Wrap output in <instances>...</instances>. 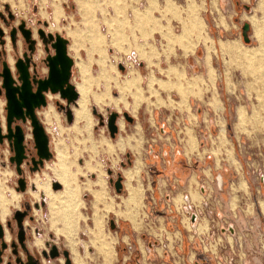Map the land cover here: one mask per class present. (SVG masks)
Segmentation results:
<instances>
[{
    "label": "rangeland",
    "instance_id": "rangeland-1",
    "mask_svg": "<svg viewBox=\"0 0 264 264\" xmlns=\"http://www.w3.org/2000/svg\"><path fill=\"white\" fill-rule=\"evenodd\" d=\"M244 23L250 25L249 42L242 37ZM21 24L37 41L38 29L67 38L68 46L75 41L74 50L68 48L74 61L70 83L79 85L78 105L84 100L88 109L86 118L77 109L72 126L73 119L69 122L56 104L63 98L48 92L49 105L38 112L45 123L37 116L52 155L37 169H29L30 157L36 156L29 123L23 125L29 163L23 162L21 173L9 159L13 151L7 140L0 143V196L9 202L7 216L11 213L6 220L16 208L28 214L27 232L43 239L37 241L39 250L48 252L51 245L59 250L57 257L48 256L50 264H63V250L70 264L71 252L75 264H108L97 247L96 220L98 232L91 231L93 245L89 242L94 197L88 190L93 191L97 178L102 191L94 192L95 213L107 211L100 216L106 241L115 237L116 256L109 264H120L125 243L134 249L129 264L139 263L138 247L152 264L158 259L163 264H264V0H154L151 5L149 0H0V51L7 49L0 61L11 62L14 76L10 31L15 28L22 38ZM207 37L214 42L211 47L204 43ZM220 40L229 41L219 45ZM233 48L239 56L230 53ZM49 53H54L50 46ZM34 54L37 76L44 77L47 52L41 41ZM130 68L141 78L117 83L126 80ZM152 75L157 81L149 88ZM109 91L113 101L106 98ZM133 99L140 100L135 114L123 104ZM0 100L5 115L3 95ZM149 110L155 112V123L149 124ZM112 112L117 113L114 137L107 128ZM223 119L222 138L218 128ZM127 135L135 136L136 148L122 143L126 148L119 151L108 143L116 145ZM61 160L72 181V199L66 202L74 205L78 223L67 236L52 217V197L66 195L55 172ZM135 160L139 174L130 178ZM125 176L129 187L131 181L141 189L127 206ZM118 177L119 191L114 185ZM54 182L62 188H54ZM1 204L0 199V209Z\"/></svg>",
    "mask_w": 264,
    "mask_h": 264
},
{
    "label": "water",
    "instance_id": "water-1",
    "mask_svg": "<svg viewBox=\"0 0 264 264\" xmlns=\"http://www.w3.org/2000/svg\"><path fill=\"white\" fill-rule=\"evenodd\" d=\"M249 28L250 25L248 23H244L242 26V37L245 42H249V37L247 35ZM18 29L26 40H30L32 35L31 30L24 28L23 24L19 25ZM15 33L16 29L14 28L10 32V37L13 40ZM1 34L2 32L0 30V35ZM38 34L41 38H47L51 41L50 47L54 50L53 54L47 55L44 59V63L47 66V74L44 77L37 76L36 64L32 62V58L27 56L26 53H24L22 58L16 59L13 63L16 70L15 76L12 73V65L9 61L3 60L0 65V96L3 95L5 98V132L2 133L4 130L0 118V143L4 140L8 141L13 151V155L9 159L15 164L18 173H21V166L24 160L27 159L24 142V124H30L33 146L36 154V156L30 157V168L37 169L52 155L49 149L48 134L37 116L38 108L44 107L47 104L46 96L48 91L50 93H59L62 98L68 101H74L77 98V92L70 83L73 60L67 53V41L58 34H46L42 29L38 31ZM34 43V40H30V49H32ZM48 50L49 48L46 47V51ZM31 63H33L32 69L30 68ZM124 117L128 121L132 120L126 113H124ZM116 119V112L110 113L107 119V128L111 137H114L118 131ZM18 184L19 189L24 190V179H19ZM114 185L116 190L119 191L122 187L121 177H118ZM60 186L58 182L53 183L54 188H59ZM24 216L25 212L23 211L16 210L14 212V218L20 229L22 228ZM4 227L5 226L0 222V239L4 238ZM6 227L7 229L10 228L9 222L6 223ZM0 246L5 248L7 243L2 242ZM62 253L65 257V264H70L69 252L63 250ZM43 255L45 257L49 256L54 258L59 255V250L56 245H51L50 250L48 252L44 251Z\"/></svg>",
    "mask_w": 264,
    "mask_h": 264
},
{
    "label": "crops",
    "instance_id": "crops-1",
    "mask_svg": "<svg viewBox=\"0 0 264 264\" xmlns=\"http://www.w3.org/2000/svg\"><path fill=\"white\" fill-rule=\"evenodd\" d=\"M149 2H150V5L151 4H153V2H154V0H149ZM165 2H166V0H165ZM142 13V12H141ZM147 13V10H145V11H143V14H138L139 15V18L140 19H143V18H145V14ZM53 14H54V10H53ZM53 17V16H52ZM146 17H149V16H146ZM69 29L70 28H68L67 29V32H68V34H69ZM40 29H38L37 31H39ZM72 30V29H71ZM76 30V29H75ZM11 32V31H10ZM48 33H50V32H48ZM47 34V33H46ZM39 35V34H38ZM23 38V37H22ZM21 37H18V35H17V32L15 33V35H14V40L13 39H11V37H10V41H11V44H12V50L14 51V54H13V56H14V58H13V60L15 59H18V58H22L23 57V55H24V53H26V55L27 56H29V57H31L32 58V62H34V58H35V51L37 50V45L40 43V41H41V43L43 44V46H44V50L46 51V47H48L49 48V46H50V42L51 41H49L47 38H45V39H43V38H41L40 37V35H39V40L37 41V38L32 34L31 35V37H30V40H34L35 41V43L32 45V49H30V40H26L25 38H23L22 39ZM62 38H64L66 41H67V44H66V49H67V53H68V48H71L72 50H74L73 48H74V46H75V41H74V43H71L69 46H68V39L67 38H65V37H62ZM227 41H229V40H220V42H219V45L222 43V42H227ZM5 44H6V42H5V40L3 41ZM23 42H25L26 43V50H24L23 49ZM208 42H210V44H208ZM204 43H207L208 44V47H211V44L213 43L214 44V42H213V40H212V38H209V37H207L206 39H205V41H204ZM6 51H7V49H3L2 50V52L0 51V56L2 55V56H4V54H6ZM47 52V55H50V53H49V50L48 51H46ZM75 52V55H79V49H78V51L77 50H75L74 51ZM53 54V53H52ZM68 55H69V53H68ZM70 56V55H69ZM71 57V56H70ZM104 57V55L102 56V58ZM88 58H91V57H88ZM102 58L101 59H99L100 61L102 60ZM71 59L73 60V58L71 57ZM14 60V61H15ZM96 60V59H95ZM2 62V60L0 61V63ZM35 63V62H34ZM206 63L210 66V68H211V65H210V56H207V58H206ZM77 64H78V62H77ZM73 65H74V61H73V64H72V67H73ZM82 65V64H81ZM82 66H86V65H82ZM30 68L32 69L33 68V63H31L30 64ZM136 78V77H138L139 79L141 78V75H140V73H139V71L138 70H136L135 68H130L129 70H128V73L126 74V76L124 77V78H126V80H119V78H118V82L117 83H125V81H131L133 78ZM155 80L157 81V78H155L153 75L152 76H150V77H148V85H149V88H151L152 87V84H153V82H155ZM81 84V83H80ZM114 84H116V82H114ZM118 85V84H117ZM75 87V90H76V92H77V98H78V94H79V99H78V101L76 102V100H74V101H68L67 99H65V98H63V100H61V101H58V102H56V104L58 105V107L59 108H61L62 109V111H64V113H65V115H66V118H67V120L70 122V121H72V119H73V121H72V123H71V125L73 126L75 123H76V120H77V115H76V111H77V109H79V108H81V104L80 105H78V102H79V100H80V98H81V94H80V92L78 91V87H79V85L78 86H74ZM136 88V87H135ZM138 89V88H137ZM107 91V90H106ZM150 91H152L151 89H150ZM49 92V91H48ZM137 93H139V92H137ZM52 94H57V93H52ZM59 94V93H58ZM106 98H108L109 99V101H113V97L110 95V91H109V93L107 92L106 94ZM103 96V95H102ZM93 98H94V100H95V96H92ZM62 98V97H61ZM76 98V99H77ZM46 99H49V98H47V96H46ZM90 101V100H89ZM116 103L118 102V100H116L115 101ZM120 102H122V101H120ZM48 103L49 102H47V104H46V107H47V105H48ZM86 103V102H85ZM139 103H140V100L139 99H137V101H134V99H133V101H132V103L130 104V103H128V104H126V102H123V104H124V107L125 108H129V110L132 112V113H136L137 111H138V106H139ZM87 104V103H86ZM116 105V104H115ZM117 105H118V103H117ZM76 106V107H75ZM50 107V106H49ZM73 107H74V109H73ZM44 108L45 107H40V108H38V109H40V110H37V114L40 116V118H41V121H42V123H44V121H43V119H42V116L40 115V113H38V112H41L42 110H44ZM49 109V108H48ZM73 110H74V112H73ZM95 111V110H94ZM63 113V112H62ZM155 112L154 111H151V110H149V114H148V121H149V124H152V123H155L156 122V118H155V114H154ZM238 113L240 114V116H241V114H244V108L242 107V108H240L239 110H238ZM156 116H157V114H156ZM47 119H48V121H51L50 119H49V117H47ZM83 123V122H82ZM81 123V124H82ZM221 123H222V125H220L219 126V128H218V134H220L221 133V137L223 138L224 136H225V133H226V119H223V121H221ZM81 124H80V126H81ZM70 125V126H71ZM124 127V122H123V120H120L119 121V129H121V128H123ZM138 128H139V125H137L136 126V131L138 132ZM4 130V129H3ZM3 132H5V130L4 131H2V133ZM206 134V133H205ZM207 136H208V138H210V133L209 134H207ZM135 137V136H134ZM133 137V135H127V138L128 139H120L118 142H116V145H114L113 144V142L112 141H108V140H106V139H104L105 141H108V143H110L112 146H115V150L116 149H118L119 151H123L126 147H129V148H136L137 147V139L136 138H134ZM133 138V139H132ZM103 139H102V141H104ZM134 140V142H132ZM102 141H99L98 143H101ZM4 142V141H3ZM2 142V143H3ZM8 142V141H7ZM128 142V143H127ZM122 143H124L125 145H126V147L124 148V149H122L121 148V144ZM106 147L108 148V146L106 145ZM138 160H135V162H134V165H133V168H131V169H129V170H126L125 171V173L127 172V171H129V172H133L134 171V169L137 167V165H138ZM149 168H151V166H149ZM16 169V168H15ZM29 169H31L30 167H29ZM151 170V169H150ZM139 174V173H138ZM138 174L137 175H135V177L134 178H136L137 176H138ZM126 177V181H125V185H126V188H127V192H128V198L127 199H125V205L127 206V203H126V201L130 198V194H131V190H136L139 194H141V189L139 188V187H136V186H134V185H132V183H131V181H129V184H131L130 186L131 187H129L128 186V179H127V176H125ZM104 180V179H103ZM174 180H176L177 182H178V180H180V178L178 177V176H175V179ZM99 181V178H97V180L93 183V191H90V190H88L92 195H93V197H94V200H93V215H92V220H93V227H89V235H90V237H89V242H90V244L91 245H93L92 243H91V231L92 230H95V232H98L97 230H96V222H95V220L96 221H98L99 222V227L98 228H100L99 230V232L100 233H96V235H97V241H99L100 243H98L97 244V247H99V249L101 250V251H103L104 252V254L106 255V257H108V256H110L111 257V259L109 260V262L107 261V259H106V257L104 258L103 256V258H104V262L105 263H110L111 262V260L113 259V258H115V256H116V251H115V248H114V246H113V244H114V236H111V237H108L107 238V240H108V242L106 241V237H105V234H104V231H103V223H104V220H103V223H102V218H100V216L101 217H103V215H106L107 214V211H106V213L105 214H100V216H98L97 215V213H95V203H96V197H95V194H94V192H100V191H102V186H100L99 184H97V182ZM104 182H105V180H104ZM106 183V182H105ZM94 185H97V187H94ZM2 186V185H1ZM3 187V186H2ZM22 191V190H21ZM183 193H186V196H187V194H189V191L188 190H184L183 191ZM188 197V196H187ZM0 199H1V202H2V204H1V213H2V209L5 207V208H7V206H8V204H9V202L8 201H6V199L4 200V198H3V196H0ZM188 199V198H187ZM99 200V199H98ZM187 201H189V200H187ZM189 203H190V201H189ZM107 204H108V206H111V202H108L107 201ZM23 206H25V204L23 205ZM189 206H190V204H189ZM11 207H15V206H11ZM17 210H20V208L18 209V208H16ZM7 210V209H6ZM182 210H184V211H187L188 209H187V207H183L182 208ZM8 213V212H7ZM7 213H6V215H5V217L3 218V219H7L6 217H8L7 216ZM182 216V215H181ZM1 218V217H0ZM26 218H29V219H31V217L28 215V214H26V216H25V218H23V220H22V228L20 229L19 227H18V225H17V221H16V219L14 218V214H13V218L12 219H10V220H5L4 222L5 223H8L9 222V224H10V228H11V230H9V229H7V227H6V225H5V229H4V238L3 239H0V244L2 243V242H6L7 243V246L5 247V248H2L1 246H0V252H1V254H0V264H50V262H49V260H48V258L49 257H45L44 255H43V252L45 251V250H42V251H40L39 250V248H40V245H37V241L38 240H42L43 241V239H41V238H39V237H36L35 236V234L32 232H30V233H28L27 232V230H26V225H27V223H25V219ZM86 218V217H85ZM191 218L192 219H194L195 218V215L194 214H192L191 215ZM2 220V219H1ZM1 222V221H0ZM97 222V223H98ZM2 223V222H1ZM3 224V223H2ZM231 230H233V228L231 227L230 228ZM8 235V238L6 237ZM104 240V241H103ZM102 241V242H101ZM110 241V242H109ZM42 246V245H41ZM85 246H86V244H85ZM139 246V245H138ZM71 252V251H70ZM133 252H134V249H133V246H130L129 245V243H125V245H124V251H123V253H122V255L120 256L121 257V261H120V264H129L128 263V260H130V258L131 257H134V254H133ZM81 254V253H80ZM87 254V251L85 252V255H82V256H87L86 255ZM158 254V257H160V254L159 253H157ZM71 255H73V256H71L72 257V259H73V264H75V262H74V254L71 252ZM80 255V256H81ZM81 256V257H82ZM138 256H139V258H140V260H138V264H152V262L150 261V259L147 257V255H146V252H145V250H144V248H140V247H138ZM61 261H63V259H61ZM63 264H65V260H64V262H63ZM157 264H163L162 262H161V260H157Z\"/></svg>",
    "mask_w": 264,
    "mask_h": 264
},
{
    "label": "bare ground",
    "instance_id": "bare-ground-1",
    "mask_svg": "<svg viewBox=\"0 0 264 264\" xmlns=\"http://www.w3.org/2000/svg\"><path fill=\"white\" fill-rule=\"evenodd\" d=\"M33 35H34V33H33ZM230 53L233 54V56H239L240 55V53L237 50H235L234 48L232 49V51ZM10 64H11V62H10ZM49 95H50V93L47 94V98L49 97ZM78 99H79V94H78V98L76 99V102L78 101ZM80 104H81L80 116L82 118H86L85 115H86V113H88L87 104L85 103L84 100L80 101ZM48 105H47V107H48ZM1 122H2V126L4 128V120L2 118H1ZM78 131H79V129H78ZM27 137L28 136L26 135V138ZM138 170H139V165L134 169L133 172H128L127 175L131 178L132 175H134L135 173H138ZM55 172H56V175L59 178L60 182L62 184H64V186H65L66 195L65 196L63 195V196L52 197L53 201H54V203H52L53 207H56V208L52 207L53 223H55V224L61 223L63 228L60 229L59 232L65 234L67 236L69 234L70 228L72 226L76 227V225L78 224L77 223L76 209H75L74 205L66 202V200L72 199V197H71V195H72V186H71L72 181L70 180V175L68 174L66 166L62 160L60 161L59 166L55 169ZM61 188H62V185H61ZM60 189H57V190H60ZM54 190L57 191L56 189H54ZM134 194H136V190L133 189V190H131V196L129 199V201L131 202L130 205L135 203V199L133 197ZM2 210L3 211L1 213V215H2V218H4L6 213H7V210L5 207Z\"/></svg>",
    "mask_w": 264,
    "mask_h": 264
},
{
    "label": "flooded vegetation",
    "instance_id": "flooded-vegetation-1",
    "mask_svg": "<svg viewBox=\"0 0 264 264\" xmlns=\"http://www.w3.org/2000/svg\"><path fill=\"white\" fill-rule=\"evenodd\" d=\"M49 99H50V96L48 97ZM0 102H2V100H0ZM4 104V103H3ZM42 114V113H41ZM40 114V115H41ZM43 116V115H42ZM0 118H2L3 120H4V114H3V106L0 104ZM43 119H44V117H43ZM45 123V122H44ZM28 137H29V135H28ZM40 174H36L35 175V177L34 178H36L37 176H39ZM32 183H33V181H32ZM36 187V186H35ZM36 190H37V188H36ZM33 192H35V191H33ZM17 193V192H16ZM19 194V193H18ZM0 221L2 222V223H4V221L6 220V219H3L2 218V215H1V209H0ZM2 219V220H1ZM7 238H8V236H7Z\"/></svg>",
    "mask_w": 264,
    "mask_h": 264
},
{
    "label": "built area",
    "instance_id": "built-area-1",
    "mask_svg": "<svg viewBox=\"0 0 264 264\" xmlns=\"http://www.w3.org/2000/svg\"><path fill=\"white\" fill-rule=\"evenodd\" d=\"M25 138H26V135H25ZM24 142H25V140H24ZM9 145V144H8ZM25 146H26V143H25ZM9 148H10V146H9ZM10 150H11V148H10ZM12 151V150H11ZM26 155H27V157H28V154H27V149H26ZM24 163H29V160L27 161V159L26 160H24Z\"/></svg>",
    "mask_w": 264,
    "mask_h": 264
}]
</instances>
